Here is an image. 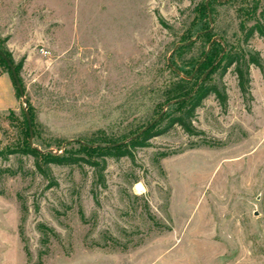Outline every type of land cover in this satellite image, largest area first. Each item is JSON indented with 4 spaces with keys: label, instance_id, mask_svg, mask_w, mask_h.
I'll return each instance as SVG.
<instances>
[{
    "label": "rangeland",
    "instance_id": "1",
    "mask_svg": "<svg viewBox=\"0 0 264 264\" xmlns=\"http://www.w3.org/2000/svg\"><path fill=\"white\" fill-rule=\"evenodd\" d=\"M0 49V264H264V0H0Z\"/></svg>",
    "mask_w": 264,
    "mask_h": 264
},
{
    "label": "water",
    "instance_id": "2",
    "mask_svg": "<svg viewBox=\"0 0 264 264\" xmlns=\"http://www.w3.org/2000/svg\"><path fill=\"white\" fill-rule=\"evenodd\" d=\"M207 6H208V3H207ZM209 14H210V19H211V17H212V14H211V12H210V10H209ZM211 29H209V31H210ZM194 39H192L191 41H193ZM191 41H189V42H191ZM189 42H187V43H189ZM213 42V41H212ZM187 43H184V44H187ZM180 46V44L179 45H177V47L176 48H178ZM0 55L7 61V63H8V65H9V67H10V69H11V72H12V74H13V77H14V80H15V82H16V85H17V88L19 89V92H20V95H21V97H22V99H23V102L25 103V104H27V98H26V96H25V90H24V87H23V85H22V82H21V80H20V78H19V76H18V74H17V71H16V68H15V65L12 63V61L9 59V57L7 56V54L4 52V51H2L1 49H0ZM26 114H27V118H28V122H29V126H30V130H31V138L33 137V128H32V121H31V118H30V114L28 113V111H26ZM151 124H153V123H151ZM30 143H32V139H31V141H30Z\"/></svg>",
    "mask_w": 264,
    "mask_h": 264
},
{
    "label": "crops",
    "instance_id": "3",
    "mask_svg": "<svg viewBox=\"0 0 264 264\" xmlns=\"http://www.w3.org/2000/svg\"><path fill=\"white\" fill-rule=\"evenodd\" d=\"M0 81H2L6 87L7 90V98L8 101H4L7 103V106L11 105V93L13 94V96L15 97L16 91L14 89V85H13V81L11 76L9 75V73L4 72L3 74L0 75ZM1 94V91H0ZM4 104V103H2Z\"/></svg>",
    "mask_w": 264,
    "mask_h": 264
},
{
    "label": "trees",
    "instance_id": "4",
    "mask_svg": "<svg viewBox=\"0 0 264 264\" xmlns=\"http://www.w3.org/2000/svg\"><path fill=\"white\" fill-rule=\"evenodd\" d=\"M219 2H221V0H218ZM255 8H253L251 11L253 12H255ZM210 33V31H209V29L208 30H206L205 32H203V34H209ZM7 54V53H6ZM1 56V55H0ZM7 56L9 57V55L7 54ZM2 57V56H1ZM223 57L225 58L226 57V55L224 54L223 55ZM222 57V58H223ZM2 59L6 62V64H7V66H8V68L10 69V67H9V65H8V63H7V61L2 57ZM9 59L11 60V58L9 57ZM210 59V56L209 55H207L206 56V58H205V60L201 63V66H204L205 64H207V62H208V60ZM12 61V60H11ZM12 63H13V61H12ZM15 68H16V71H17V74H18V67H16V65H15ZM10 72H11V69H10ZM19 75V74H18ZM11 76H12V78H13V81H14V83L16 84V82H15V80H14V77H13V74H12V72H11ZM185 81H188V80H186V79H184ZM17 86V85H16ZM17 93L20 95V92H19V89L17 88ZM21 96V95H20Z\"/></svg>",
    "mask_w": 264,
    "mask_h": 264
},
{
    "label": "bare ground",
    "instance_id": "5",
    "mask_svg": "<svg viewBox=\"0 0 264 264\" xmlns=\"http://www.w3.org/2000/svg\"><path fill=\"white\" fill-rule=\"evenodd\" d=\"M137 187L140 191H143V186L141 184H138Z\"/></svg>",
    "mask_w": 264,
    "mask_h": 264
}]
</instances>
